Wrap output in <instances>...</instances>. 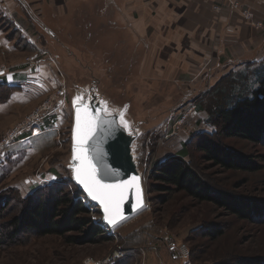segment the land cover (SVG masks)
I'll use <instances>...</instances> for the list:
<instances>
[{
  "label": "rangeland",
  "instance_id": "1",
  "mask_svg": "<svg viewBox=\"0 0 264 264\" xmlns=\"http://www.w3.org/2000/svg\"><path fill=\"white\" fill-rule=\"evenodd\" d=\"M13 1L0 3L21 33L10 20L0 19V79L12 72L36 80L23 92L0 87V206L5 211L0 221L6 224L21 207L39 199L44 187L62 184L73 194L68 164L76 87L94 90L113 110H124L126 121L139 133L134 154L147 206L121 227L104 230L105 240H82L87 229L68 232L67 238L23 236L14 246L0 247V264H237L264 259V145L225 137L210 118L222 90L233 84L236 93L248 88L242 95L248 96L258 89L253 73L264 67V59L261 65L256 61L263 47L236 57L227 46L219 65L200 72L179 69L181 59L172 56L176 50L168 41L167 18L137 41L108 23L102 26L109 20L102 21L107 16L101 9L95 12L101 22L77 13L63 28L49 13L43 20L56 32L54 38L39 29L19 0ZM228 29L223 26L222 35ZM158 37L171 49L156 42ZM208 140L251 160L258 170H227L207 161L198 146ZM182 152L187 154L182 162L211 192L256 205L259 214L235 217L220 205L197 202L172 185L154 181L158 167ZM159 187L169 190L160 192ZM81 200L92 224L101 225L98 209L84 196ZM69 238L76 241L68 244ZM179 246L186 247V258L179 255Z\"/></svg>",
  "mask_w": 264,
  "mask_h": 264
},
{
  "label": "crops",
  "instance_id": "2",
  "mask_svg": "<svg viewBox=\"0 0 264 264\" xmlns=\"http://www.w3.org/2000/svg\"><path fill=\"white\" fill-rule=\"evenodd\" d=\"M19 2L25 13L35 18L39 29L54 38L56 32L43 20L49 13L58 21V27L63 28L70 25V21L77 13L85 14L87 18L89 16L88 20L92 15L93 23L101 22L100 17L95 15V12L97 14L101 9L107 16L103 17L102 21L105 18L109 20L101 23L102 26L108 23L110 27L121 29L125 34L136 36L137 41L144 39L143 34L147 33L151 25L159 24L167 18L168 41L176 50L172 56L181 59L177 65L179 69L188 66L199 72L206 71L211 64L219 65V62L224 60L226 49L229 54L235 53L236 57L247 56L262 47L264 50V0H227L222 3L220 10L215 8L214 0H19ZM234 2L239 7L235 11L232 8ZM8 4L11 5V2ZM6 7L8 8V5ZM240 9L249 11L252 20H244ZM153 12L155 15H152ZM0 19L10 20L13 30L21 33L19 23L1 3ZM255 23L261 24V28L255 29L253 26ZM183 24L191 26H182ZM226 25L230 29L226 31L227 35H222V27ZM24 38L22 37L23 40ZM25 42L32 45L31 40ZM156 42L171 49L165 38L158 37ZM227 46L230 48H226ZM259 56L261 57L256 59L257 64L264 59V53ZM34 78L33 75L17 76L9 72L1 77L0 83L7 88L23 92L27 90L31 81L36 80ZM14 95L16 94L12 96Z\"/></svg>",
  "mask_w": 264,
  "mask_h": 264
},
{
  "label": "trees",
  "instance_id": "3",
  "mask_svg": "<svg viewBox=\"0 0 264 264\" xmlns=\"http://www.w3.org/2000/svg\"><path fill=\"white\" fill-rule=\"evenodd\" d=\"M261 66L263 67L264 63ZM255 70L253 74L257 79L258 89L251 91L248 96H242L249 90L246 87H241L237 93L235 92L237 86L233 84L228 90H222L220 97L214 100L216 104L210 110V118L214 125H220L221 135L264 145V67ZM0 87L9 91L12 89L4 85ZM198 149L204 152L207 161L227 170H245L247 172L258 170L251 160L233 155V152L219 143L204 141L198 146ZM186 155L185 152H182L179 158L173 159L164 166H159L155 172L154 181L168 186L172 185L186 197L197 202H211L220 205L235 217H246V215H250L249 213L259 214L260 210L256 205H248L236 197H222V195L218 196L211 192L199 174L188 164L182 162ZM72 187H74L73 194L63 190L65 187L62 184L44 187V191L40 190L37 193H41L39 199L30 201L26 208L21 207L12 218L6 221V224L0 221V247L14 246L18 238L26 235L38 237L54 235L62 238L66 237L68 232H77L83 229L88 230V235H85L82 240L88 239L93 242L98 239H107L101 225L92 224L91 218L87 217L89 209L81 200L84 195L73 183ZM159 188L160 192L169 190L166 189L167 187ZM18 202L19 205L24 206L25 202ZM1 208L0 206V220L5 217V211ZM74 241H76L74 238H69L68 244H72ZM237 264H264V259L239 261Z\"/></svg>",
  "mask_w": 264,
  "mask_h": 264
},
{
  "label": "water",
  "instance_id": "4",
  "mask_svg": "<svg viewBox=\"0 0 264 264\" xmlns=\"http://www.w3.org/2000/svg\"><path fill=\"white\" fill-rule=\"evenodd\" d=\"M74 92L71 100L72 125L68 164L71 181L88 202L98 209L97 212L101 218L100 224L108 230L116 229L139 215L147 206L142 176L137 169L136 155L134 154L135 142L139 133L126 121L124 110H113L106 101L97 95L96 91L76 87ZM74 99L76 100L75 106L73 104ZM78 109L81 116L80 126H77L76 120ZM86 113L93 118L92 130L87 135V139L82 142L84 136L83 121ZM74 147L76 148L75 159ZM81 153L96 168L103 183L127 185L119 211L107 214L109 219L115 221L113 224H110L105 218L106 213L102 205L98 201L92 200L83 186L75 179L74 169L81 166ZM133 177H138V181H133Z\"/></svg>",
  "mask_w": 264,
  "mask_h": 264
},
{
  "label": "snow or ice",
  "instance_id": "5",
  "mask_svg": "<svg viewBox=\"0 0 264 264\" xmlns=\"http://www.w3.org/2000/svg\"><path fill=\"white\" fill-rule=\"evenodd\" d=\"M74 106L76 105V100L73 101ZM92 119L85 114V118L83 121V130L84 136L82 138V142L84 139H87V135L91 133L92 130ZM77 126L81 124V116L79 109L77 110ZM74 138H75V129H74ZM74 159L76 158V148L73 149ZM81 166L79 168L74 169L75 179L79 184H81L84 190L87 192V195L91 197L92 200L98 201L105 213V218L108 219L110 224L115 223L114 220L109 219L108 213L113 212L116 213L119 211L120 205L123 203L124 199V191L127 185L120 184H107L103 183L102 179L99 178V174L91 163L88 161V158L81 153ZM133 181H138V177H133Z\"/></svg>",
  "mask_w": 264,
  "mask_h": 264
},
{
  "label": "built area",
  "instance_id": "6",
  "mask_svg": "<svg viewBox=\"0 0 264 264\" xmlns=\"http://www.w3.org/2000/svg\"><path fill=\"white\" fill-rule=\"evenodd\" d=\"M144 1H147V0H144ZM227 0H214V2L216 3L215 4V8L217 9V10H220L221 9V5H222V3H224V2H226ZM232 8H233V10L235 11V10H238L239 9V7H238V5H237V3L236 2H234L233 4H232ZM241 15H242V17H243V19L244 20H248V21H251L252 20V14L249 12V11H247V10H245V11H241ZM253 26H254V28L255 29H260L261 28V24H253ZM13 139V138H12ZM4 145H7V143H5ZM84 203V202H83ZM86 206H87V204H85ZM88 207V206H87ZM102 226V225H101ZM102 229L103 230H105V231H107L106 230V228L104 227V226H102ZM174 246H172V248H173ZM174 249V248H173ZM178 253H179V255H183V254H186L184 257L186 258L187 256H188V254H187V249H186V247H184V246H179V248H178Z\"/></svg>",
  "mask_w": 264,
  "mask_h": 264
},
{
  "label": "bare ground",
  "instance_id": "7",
  "mask_svg": "<svg viewBox=\"0 0 264 264\" xmlns=\"http://www.w3.org/2000/svg\"><path fill=\"white\" fill-rule=\"evenodd\" d=\"M136 217V216H135ZM116 255H119L118 253H116ZM114 258H117V256L116 257H114ZM85 264H91L90 262H86Z\"/></svg>",
  "mask_w": 264,
  "mask_h": 264
}]
</instances>
